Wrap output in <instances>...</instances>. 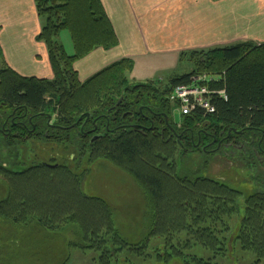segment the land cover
Instances as JSON below:
<instances>
[{"label":"trees","instance_id":"16d2710c","mask_svg":"<svg viewBox=\"0 0 264 264\" xmlns=\"http://www.w3.org/2000/svg\"><path fill=\"white\" fill-rule=\"evenodd\" d=\"M34 2L44 23L38 41L48 49L54 78L23 77L2 66L0 105L11 111L26 107L33 114L53 113L58 119L55 124L66 129L52 131L45 121L37 120L32 134L0 136V218L15 225L33 224L44 231L74 227L79 240L71 245L83 252L100 253L98 264H132L128 253L146 258L155 239L165 240V251L157 256L159 264H213L186 252L196 246L220 255L238 243L262 264L264 194L250 195L239 204L237 190L209 176L183 174L178 160L202 152L194 147L190 130L205 128L218 134L255 131L258 136L264 132V43L192 51L187 54L191 73L170 78L164 87L132 84L129 74L135 64L131 59L118 61L81 82L74 67L77 61L97 49L109 51L119 45L102 1ZM63 31L71 35L74 55L58 40ZM203 76L208 80L199 84L224 92L211 98L215 113L197 110L182 115L180 122L170 121L174 133L165 129L174 90ZM174 106L180 111L179 103ZM112 111H118L116 121H107L105 117ZM72 140L89 152L90 164H112L146 194L152 220L143 242L133 244L124 239L111 204L85 194L84 172L76 174L74 165L65 162L69 154L76 157L75 145H67ZM25 153L36 162L27 165ZM77 157L74 161L79 168L83 162L81 155ZM239 211L242 220L228 238L224 236L231 233L228 223ZM183 233L186 238H181Z\"/></svg>","mask_w":264,"mask_h":264},{"label":"crops","instance_id":"0c3cea01","mask_svg":"<svg viewBox=\"0 0 264 264\" xmlns=\"http://www.w3.org/2000/svg\"><path fill=\"white\" fill-rule=\"evenodd\" d=\"M119 45L97 49L74 65L81 82L123 59L170 70L192 51L264 43V0H101ZM234 4H246L245 13ZM34 0H0L2 66L23 77L54 78ZM133 70V71H134ZM171 77V76H169Z\"/></svg>","mask_w":264,"mask_h":264},{"label":"rangeland","instance_id":"374dc122","mask_svg":"<svg viewBox=\"0 0 264 264\" xmlns=\"http://www.w3.org/2000/svg\"><path fill=\"white\" fill-rule=\"evenodd\" d=\"M234 6L243 13L248 9L246 7H249L246 4H234ZM58 40L69 55H74V45L69 31L61 32ZM151 64L153 65L148 62H136L135 70L129 74V81L132 84L156 83L164 87L170 78L183 76L192 71L188 59L177 58L175 63H171L170 70L162 69L156 63ZM172 106L173 103L168 104L172 112L179 109L177 106L173 108ZM182 117L181 112L176 111L173 119L180 122ZM71 136L75 137L73 134ZM67 145L70 147L75 145L73 151L76 157L81 155L80 160L83 163L79 168L76 167L77 164L74 161L76 157H72L71 154L66 157L65 162L68 165H74L73 170L76 174L80 175L84 172L83 191L85 194L104 198L111 204L114 209L115 224L124 239L133 244L143 242L147 237L152 220L148 197L143 190L130 176L108 162L97 161L90 164L88 162L89 152L74 140ZM231 152H233L232 149ZM211 155L200 151L184 160L179 159V170L193 178L209 176L224 182L239 192V204H243L250 195L264 194V156L257 160L246 159L247 157L244 156V166L236 167L242 162L240 160L239 163L233 161L234 165H224L220 168L218 160L211 158ZM24 156L28 162L27 165L36 162L28 153ZM43 156L51 158L45 154ZM59 160L63 161L60 158ZM205 161L207 164L200 166L201 162ZM44 201L47 199L44 198ZM240 212L233 215L231 222L228 223L231 233L224 236L230 238L235 233V229L242 220ZM181 238H186V233H183ZM78 240L79 236L74 227H66L58 231H44L33 224L15 225L0 218V264H98L100 253L83 252L71 245ZM164 245V239H155L145 252L148 257H137L129 253L126 257L132 264H159L157 256L158 253L165 251ZM232 247L233 250L230 246L227 252L220 255L196 246L186 253L201 260L211 261L213 264H257L256 256L243 251L239 243L233 244Z\"/></svg>","mask_w":264,"mask_h":264},{"label":"flooded vegetation","instance_id":"af4514ba","mask_svg":"<svg viewBox=\"0 0 264 264\" xmlns=\"http://www.w3.org/2000/svg\"><path fill=\"white\" fill-rule=\"evenodd\" d=\"M176 111H173L169 117L166 116L165 120L168 121L166 122L165 129H170L173 133L175 130L170 121H173V123L175 122L173 117ZM127 114H130V112L124 113L122 117L125 118ZM115 115H118V111H112L105 118L107 121H116ZM37 120L45 121L46 125L52 131L63 128L55 124V121H58V119L53 113L41 112L33 114L26 107H18L11 111L4 109V105L2 104L0 105V136L7 137L12 135L14 137H20V135H23L25 132L32 134L36 132L37 129L33 121ZM119 121L123 120L120 119ZM57 127L59 129H57ZM188 130L190 129H187V131ZM189 132L194 147L197 149L199 147L202 151L212 154L211 158L218 160L220 168L224 165H234L233 161L239 163L240 160L242 162L236 165V167L244 166V156L247 157L246 159L251 160L261 159L264 156V132H259L260 136H258V132L255 131H251V134L242 135L229 134L231 131L226 134L224 131L218 134L216 131L208 132L205 128H199L196 131L190 130ZM47 134L48 130L46 131V135ZM231 149L233 152L230 153ZM204 164L205 162H201L200 166H204Z\"/></svg>","mask_w":264,"mask_h":264},{"label":"built area","instance_id":"2783aa9c","mask_svg":"<svg viewBox=\"0 0 264 264\" xmlns=\"http://www.w3.org/2000/svg\"><path fill=\"white\" fill-rule=\"evenodd\" d=\"M207 80V77H197L190 86H182L174 90L170 100L173 104H180L182 115H191L197 110H203L206 114L215 113L211 98L213 95H223L224 92H215L208 86L199 84Z\"/></svg>","mask_w":264,"mask_h":264},{"label":"water","instance_id":"95a60500","mask_svg":"<svg viewBox=\"0 0 264 264\" xmlns=\"http://www.w3.org/2000/svg\"><path fill=\"white\" fill-rule=\"evenodd\" d=\"M121 101L122 100H120L119 102H118V104H120L121 103ZM88 117H90V116H88ZM83 119V117L80 119V120H82ZM168 122V121H167ZM77 124H79V122L78 123H76L72 128H74ZM58 128V127H57ZM60 129H66V128H60ZM235 133H237L238 135H242V134H244V131H241V132H238V131H234ZM232 132H229V134H231ZM96 138H98V137H96ZM95 138V139H96ZM52 168H56V166H52Z\"/></svg>","mask_w":264,"mask_h":264}]
</instances>
